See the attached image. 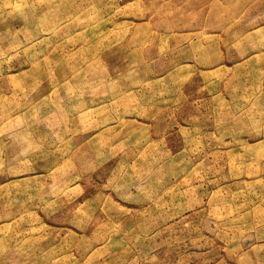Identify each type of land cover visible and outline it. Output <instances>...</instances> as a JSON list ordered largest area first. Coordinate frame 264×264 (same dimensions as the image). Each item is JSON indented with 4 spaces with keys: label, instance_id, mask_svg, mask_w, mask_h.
Instances as JSON below:
<instances>
[{
    "label": "rangeland",
    "instance_id": "374dc122",
    "mask_svg": "<svg viewBox=\"0 0 264 264\" xmlns=\"http://www.w3.org/2000/svg\"><path fill=\"white\" fill-rule=\"evenodd\" d=\"M0 264H264V0H0Z\"/></svg>",
    "mask_w": 264,
    "mask_h": 264
},
{
    "label": "bare ground",
    "instance_id": "6f19581e",
    "mask_svg": "<svg viewBox=\"0 0 264 264\" xmlns=\"http://www.w3.org/2000/svg\"><path fill=\"white\" fill-rule=\"evenodd\" d=\"M33 72V71H32Z\"/></svg>",
    "mask_w": 264,
    "mask_h": 264
}]
</instances>
